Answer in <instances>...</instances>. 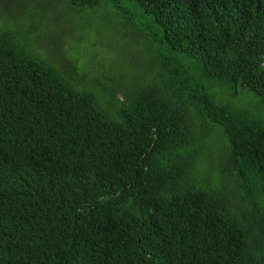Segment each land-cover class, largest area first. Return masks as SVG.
<instances>
[{
	"label": "trees",
	"instance_id": "16d2710c",
	"mask_svg": "<svg viewBox=\"0 0 264 264\" xmlns=\"http://www.w3.org/2000/svg\"><path fill=\"white\" fill-rule=\"evenodd\" d=\"M124 1L161 70L116 112L0 29V264H264V121L222 95L264 107V0Z\"/></svg>",
	"mask_w": 264,
	"mask_h": 264
},
{
	"label": "rangeland",
	"instance_id": "374dc122",
	"mask_svg": "<svg viewBox=\"0 0 264 264\" xmlns=\"http://www.w3.org/2000/svg\"><path fill=\"white\" fill-rule=\"evenodd\" d=\"M14 1L0 0V29L5 30L6 23L13 21L25 26L22 31L11 26L24 49L50 62L68 80H88L89 88L109 102L104 103L107 110L116 112L117 90L156 82L161 70L160 48L152 46L151 37L158 29L133 4L120 0L122 6L133 12L129 23L118 17L116 7L104 1L95 10L79 16L59 0H53L48 9L40 4L43 0H19L17 6ZM24 4L26 8H22ZM123 95L117 92V100ZM222 95L249 118L264 121V107L248 90L238 88ZM209 141L217 149L222 143L219 135ZM212 177L218 185L227 184L226 177ZM229 189L236 190V185L231 184Z\"/></svg>",
	"mask_w": 264,
	"mask_h": 264
}]
</instances>
